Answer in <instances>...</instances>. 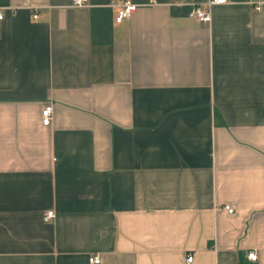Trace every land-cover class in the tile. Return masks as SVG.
Returning <instances> with one entry per match:
<instances>
[{
    "label": "crops",
    "instance_id": "obj_1",
    "mask_svg": "<svg viewBox=\"0 0 264 264\" xmlns=\"http://www.w3.org/2000/svg\"><path fill=\"white\" fill-rule=\"evenodd\" d=\"M131 1L0 0V264H264V0Z\"/></svg>",
    "mask_w": 264,
    "mask_h": 264
},
{
    "label": "built area",
    "instance_id": "obj_2",
    "mask_svg": "<svg viewBox=\"0 0 264 264\" xmlns=\"http://www.w3.org/2000/svg\"><path fill=\"white\" fill-rule=\"evenodd\" d=\"M84 0H73V2H75L76 4H82ZM227 0H207L204 3H196L192 6V8L189 10L190 15L196 17L197 19H201L204 22H209L212 18V12H211V7L213 6V4L215 3H223L226 2ZM139 6L138 3L133 2L131 0H125V2L122 4V6L118 9L117 11V16L116 19L117 20H122L124 18H126V16H128L133 10H135L137 7ZM37 14L34 13V16H36ZM3 16V8H0V18ZM52 112H53V105L51 104H46L41 112V117L43 119V123L45 124H49L52 122ZM226 208L229 212H233L234 211V207L231 205H226ZM56 215V211L54 208H48L46 209V211L43 214V219L46 221L48 219H52L54 218ZM257 251L255 249H250L247 252V256L250 259H257ZM186 259L188 261H192L193 260V253L189 254ZM101 260L100 255L95 254L92 255L91 257H89V261L91 262H97L99 263V261Z\"/></svg>",
    "mask_w": 264,
    "mask_h": 264
}]
</instances>
